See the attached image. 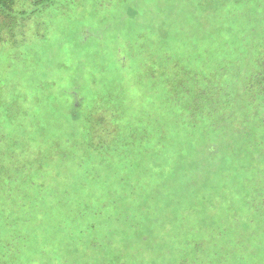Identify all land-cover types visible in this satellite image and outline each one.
Listing matches in <instances>:
<instances>
[{"label":"trees","instance_id":"obj_1","mask_svg":"<svg viewBox=\"0 0 264 264\" xmlns=\"http://www.w3.org/2000/svg\"><path fill=\"white\" fill-rule=\"evenodd\" d=\"M18 20L23 264H264V0H0V50Z\"/></svg>","mask_w":264,"mask_h":264},{"label":"rangeland","instance_id":"obj_2","mask_svg":"<svg viewBox=\"0 0 264 264\" xmlns=\"http://www.w3.org/2000/svg\"><path fill=\"white\" fill-rule=\"evenodd\" d=\"M7 36L15 38L16 42L14 44L6 42L2 50H0V82L5 85V94L7 95V103L10 109L7 114L12 118L7 120L6 132L12 136L13 140L19 141L20 144L17 150L19 152L20 149L23 151V20H18L14 26L13 35L7 34ZM109 41H111L110 38ZM88 53L90 55L93 50ZM109 53L112 52L107 50L106 54ZM109 63L111 64L110 57ZM22 160L23 157L16 163L22 162ZM109 185L114 190V188L118 187V182L112 181ZM106 191H108V187ZM109 198L113 200L114 196L110 197L109 195L107 199ZM100 233L102 234L103 232ZM94 239L97 244L102 241L97 238ZM67 241L68 236L60 233L55 238L49 236L46 242L48 246L51 245L60 249L61 245ZM9 243L11 246H9ZM135 246L136 244L133 243L131 248ZM124 249V246H120V244H111L109 246L108 256L111 259V264L118 260L117 258ZM89 255L85 254L82 258L83 260L79 263L85 264L88 262L91 264L89 259L95 260L96 256ZM125 256L129 260L135 259V253L127 250ZM101 261L103 264H109L102 258H99L97 262L100 264ZM0 264H23V185L21 182L16 185L11 184L10 186V184H7L6 187H0ZM119 264H125V262L122 260Z\"/></svg>","mask_w":264,"mask_h":264}]
</instances>
